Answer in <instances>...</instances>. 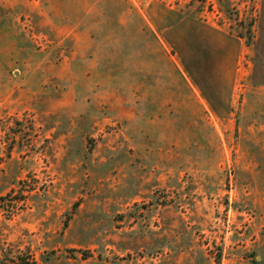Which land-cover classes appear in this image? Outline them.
<instances>
[{
	"label": "rangeland",
	"instance_id": "rangeland-1",
	"mask_svg": "<svg viewBox=\"0 0 264 264\" xmlns=\"http://www.w3.org/2000/svg\"><path fill=\"white\" fill-rule=\"evenodd\" d=\"M0 264H264V0H0Z\"/></svg>",
	"mask_w": 264,
	"mask_h": 264
}]
</instances>
